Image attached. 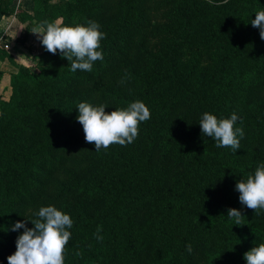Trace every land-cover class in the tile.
Returning <instances> with one entry per match:
<instances>
[{"label":"trees","instance_id":"16d2710c","mask_svg":"<svg viewBox=\"0 0 264 264\" xmlns=\"http://www.w3.org/2000/svg\"><path fill=\"white\" fill-rule=\"evenodd\" d=\"M41 2L35 15L20 13L24 39L35 21H95L104 59L72 72L45 48L35 68L1 53L18 72L0 100V264L23 233L14 225L33 228L26 220L41 206L73 220L65 264H246L264 243V210L242 205L236 190L264 163V40L251 25L264 0ZM12 4L0 0V17ZM137 100L151 112L138 138L95 151L78 104L110 113ZM205 112L240 117L237 152L203 135Z\"/></svg>","mask_w":264,"mask_h":264},{"label":"clouds","instance_id":"9594fccd","mask_svg":"<svg viewBox=\"0 0 264 264\" xmlns=\"http://www.w3.org/2000/svg\"><path fill=\"white\" fill-rule=\"evenodd\" d=\"M251 25L260 29V38L264 40V10L256 12ZM100 27L95 21H88L86 25H66L63 18L58 17L51 22L45 20L38 23L32 27L31 33L37 36L47 52L53 55L59 52L63 59L68 60L72 72H90L96 61L104 59L100 49L106 34ZM107 108L106 104L94 106L88 102H80L77 106V121L83 126L85 140L94 143L97 152L102 148L107 150L114 144H131L139 136L141 122L151 118L150 109L139 100L110 113L106 111ZM238 120L240 117L235 112L230 118L220 119L205 112L200 117L199 126L204 136L215 140L216 147H230L237 152L244 137L243 128L236 127ZM236 190L242 205L254 210L255 214L264 210V163L255 169L254 174L240 180ZM35 217L26 220L34 225L33 228H28L26 222H17L12 228L13 231L23 229V233L17 238L15 253L7 258L8 264H65L66 246L71 238L69 229L73 227L72 218L55 206H41ZM227 217L237 226L244 218L241 211L234 208L228 210ZM101 231L98 228L95 235L98 241L103 240ZM186 247L189 253L193 251L191 244ZM244 260L246 264H264V243L246 252Z\"/></svg>","mask_w":264,"mask_h":264},{"label":"rangeland","instance_id":"374dc122","mask_svg":"<svg viewBox=\"0 0 264 264\" xmlns=\"http://www.w3.org/2000/svg\"><path fill=\"white\" fill-rule=\"evenodd\" d=\"M37 1L42 7L43 3L41 2V0L40 1L39 0H13V4H12L13 12L11 13V15L8 16L5 20H3L2 17H0V34H1V28L3 26L5 27L7 24L12 22L11 28L9 30V34L3 40V44L6 43L9 45L11 44V42H15L16 45L26 44L28 36L26 37V39L24 38H25L28 22L24 23L23 20L20 19V13L24 12L25 14L35 15L34 8H35ZM50 1L52 3H58L61 0H50ZM34 23L37 25L36 21ZM34 23L32 22L33 25ZM18 24L19 25L24 24L25 28H22L21 30L16 29ZM34 41L36 42V44H34L35 50L29 49L32 53V56L33 57L35 56L33 62L28 64L27 66L19 62L17 63L24 65L25 67H28V68L29 67L35 68L37 66L38 61H39L38 57L44 51V47L42 46L40 40L37 38L36 35H34ZM29 44H30V41H29ZM3 52L10 54L9 50H7L2 45V48H0V55L1 53L3 54ZM38 52H41V53L37 55L36 53ZM17 72H18L17 68L13 66L8 60L0 59V100H3V99L7 100L9 98L11 94V76Z\"/></svg>","mask_w":264,"mask_h":264},{"label":"crops","instance_id":"0c3cea01","mask_svg":"<svg viewBox=\"0 0 264 264\" xmlns=\"http://www.w3.org/2000/svg\"><path fill=\"white\" fill-rule=\"evenodd\" d=\"M22 28H25L24 24L23 25L18 24V26L16 27V29H19V30H21ZM29 41H30V44H29ZM35 41H34V34H32L30 32L28 37H27V42L25 45H16L15 42H11V44H10L11 47L9 49V52L15 58L16 62H19V63L24 64L26 66L33 62L35 56L34 57L32 56V53L30 50H35V47H34L35 46L34 44H36ZM39 53H41V52H38L36 54L38 55ZM20 56H25V57L18 59ZM29 58H33V59H29ZM36 59H37V57H36Z\"/></svg>","mask_w":264,"mask_h":264},{"label":"built area","instance_id":"2783aa9c","mask_svg":"<svg viewBox=\"0 0 264 264\" xmlns=\"http://www.w3.org/2000/svg\"><path fill=\"white\" fill-rule=\"evenodd\" d=\"M3 18V20H5L7 17H2ZM12 23V22H11ZM11 23H9V24H7L4 28L2 27L1 28V34H0V48H2V45H3V47H5L7 50H9L10 49V47H11V45L9 44H6V43H4L3 44V40L5 39V37L9 34V30H10V28H11Z\"/></svg>","mask_w":264,"mask_h":264}]
</instances>
